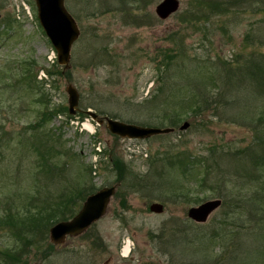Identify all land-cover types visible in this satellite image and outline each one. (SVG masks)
<instances>
[{"label": "rangeland", "instance_id": "obj_1", "mask_svg": "<svg viewBox=\"0 0 264 264\" xmlns=\"http://www.w3.org/2000/svg\"><path fill=\"white\" fill-rule=\"evenodd\" d=\"M160 1L126 0L124 7L122 0H64L80 34L63 71L34 0H0V30L7 19L10 24L0 37V210L21 201L34 211L80 184L116 185L106 154L97 153L94 164L96 140L143 175L141 188L113 195L82 234L45 251L47 230L7 264H264V0H205L219 2L222 10L189 26L183 19L193 0H179L166 19L154 13ZM103 48L112 60L101 54ZM31 59L39 70L54 60L55 74L40 79V71L35 79ZM67 83L80 95L74 117L58 115L43 127L62 134L55 160L66 165L45 174L30 151V123L48 101L68 108ZM170 88L190 91L186 95L199 90L214 97L213 105L196 117L183 114L172 132L145 139L116 137L86 113L172 127L164 116L165 107L174 105L166 101ZM184 121L189 126L180 130ZM178 152L192 160L184 171L168 165L167 157ZM216 198L221 204L206 221L187 216L189 207ZM152 203L162 211H151ZM126 238L131 251L123 258ZM12 248L15 238L1 228L0 264L2 251Z\"/></svg>", "mask_w": 264, "mask_h": 264}, {"label": "trees", "instance_id": "obj_2", "mask_svg": "<svg viewBox=\"0 0 264 264\" xmlns=\"http://www.w3.org/2000/svg\"><path fill=\"white\" fill-rule=\"evenodd\" d=\"M122 1H123V6L125 7L126 0H122ZM133 1L137 2L140 5H143L144 0H133ZM105 5H107L106 1H105ZM190 5H191L190 8L186 10L188 14L185 15L184 16L185 19H183L185 25L187 26L198 23L201 18L208 20L212 15H214V13H219V10H222V5L219 2H216L213 5L211 1L207 2L205 0H193L192 2H190ZM124 11L126 10L124 9ZM4 25H5L4 27L3 25H1L2 27L0 30V37L2 34V29L10 25L8 19L4 23ZM4 35H8V34L4 33L3 36ZM102 51H103L102 53L100 52L101 54L106 56L107 59L112 60V56L107 55L108 53L107 48H103ZM31 64H34L36 66V71L34 73V78L36 79V74L39 71L36 60L31 59ZM53 65L54 66L56 65L55 62H53V64L50 67H46V68L42 67L45 70V73L47 74V78L52 77L55 74L53 70ZM24 69L25 68H23V70ZM25 76L26 74H23L22 79H24ZM44 82L45 84L47 83L46 80ZM175 88H170L168 90V92H170L169 96L166 97V101H168V99L169 100L172 99L174 105L166 106L165 108L167 110L164 112V116L169 118L170 120L169 125L172 127L177 125V123L181 120L183 114H188V112H192V115L196 117V115H198V113L202 109L204 110L209 106H210L209 108H211L213 105L214 97L212 98V96L210 97L206 96V94L199 95L200 93L199 90L198 92H193L191 95L190 94L186 95L185 93L190 91H186L183 94H179L178 92L177 93L175 92L176 90H181V89H175ZM161 89L162 88L160 86L159 90ZM149 102L154 104L155 98H151ZM37 114L39 115V119H37L33 123H30L32 132H35L31 140L32 142L31 146L33 147V150L30 151L37 156L38 159L35 161L40 167L41 171L44 172L45 174L47 172L51 173L52 171H55L57 169L58 170L62 168L64 169V166L66 164L63 162V160L59 164L55 160V158L60 155V150L56 148L58 144V143L56 144V142L57 140H59L62 134L58 131L51 133L50 128H46L47 130H45L43 129V127L44 126L46 127V125L51 120H53L54 117L58 115H65L68 121L74 116L68 113L67 106H63L62 104H53L51 101L41 104V107L38 109ZM97 114L100 117H102L101 112H98ZM77 115H80L81 118L87 117L85 113H78ZM159 123L163 125L164 121H160ZM94 136H92V138ZM49 141H52L53 143L52 147L48 145ZM103 154L107 155V160L109 162L110 168L114 172V178L116 183L118 184L117 190L114 195L118 196L121 194V196L124 197L125 189L137 190L138 188H141L142 186L141 182H143V175L142 173L134 170L131 163L126 162L112 148L110 149L104 148ZM3 156L4 155L1 154L0 158ZM186 158H187L186 155H182L181 152H178L173 158L167 157L168 165L176 166L178 169L184 171L187 167V161H189L190 163L192 162L190 158L187 159ZM184 159H186V161H183ZM97 190L98 188L92 182H90L89 185L80 184L77 185L73 190H70L66 193H62L61 195L57 196L51 201L45 202V204L42 203L41 206L40 205L35 206L34 211H32L26 204L22 203L21 201L19 205L16 206L13 205L11 208H4L3 210H0V229L7 228L10 234L15 238V243L17 245V248L6 249L2 251L4 255V264H7V262L9 263L12 260L15 261L17 259L18 254L26 252L27 247L31 246L28 244H33L34 240L38 242L39 239H36V236L39 234H43L44 232L46 235L47 233L46 231L48 230V227L50 225H52L56 221L66 220L72 217L76 213L75 208L77 206L78 207L81 206V203L85 199V197ZM34 198L37 197L35 195H31L32 201L34 200ZM30 230H34L32 235L30 234ZM32 237L34 240L32 239ZM18 248L19 250L16 252ZM44 250L45 251L54 250V246L50 242H47ZM41 253L45 254L43 251ZM25 263H26L25 261L22 262V264Z\"/></svg>", "mask_w": 264, "mask_h": 264}, {"label": "water", "instance_id": "obj_3", "mask_svg": "<svg viewBox=\"0 0 264 264\" xmlns=\"http://www.w3.org/2000/svg\"><path fill=\"white\" fill-rule=\"evenodd\" d=\"M37 10L39 24L46 37L57 53V63L63 66V71L69 68L71 58V47L73 42L79 37L80 30L72 15L64 6V0H34ZM180 6L179 0H161L156 4L154 13L160 19H166L175 13ZM68 95V113L74 115L79 102V92L72 83H67L65 87ZM98 125L105 124L111 134L121 138L145 139L160 133H169L173 127L146 126L136 123L124 122L106 116H98L92 110H86ZM189 126L188 121H184L180 130ZM116 185L104 186L96 192L89 194L83 201L78 212L68 220H60L49 228V240L54 245L65 242L69 236H77L83 233L93 222L98 220L107 210L111 197L115 194ZM221 204V199H210L197 206L189 207L187 216L195 222H204L211 212ZM151 211H162V205L152 203L149 206ZM39 264V263H31ZM106 264H112L107 262Z\"/></svg>", "mask_w": 264, "mask_h": 264}, {"label": "built area", "instance_id": "obj_4", "mask_svg": "<svg viewBox=\"0 0 264 264\" xmlns=\"http://www.w3.org/2000/svg\"><path fill=\"white\" fill-rule=\"evenodd\" d=\"M95 148H96L97 151H100L101 150L100 143H98ZM94 158L96 159V156H94ZM129 247H130L129 239H125L123 241V244H122V247H121V250H120V254L122 256H126L129 253Z\"/></svg>", "mask_w": 264, "mask_h": 264}, {"label": "flooded vegetation", "instance_id": "obj_5", "mask_svg": "<svg viewBox=\"0 0 264 264\" xmlns=\"http://www.w3.org/2000/svg\"><path fill=\"white\" fill-rule=\"evenodd\" d=\"M84 201V200H83ZM83 201H82V203H83ZM81 203V204H82ZM80 208V207H79ZM80 235V234H79ZM78 236V235H77ZM69 237V236H68ZM71 237H74V236H71ZM52 244V243H51ZM53 245V244H52ZM54 246V248L56 247V246H58V245H53ZM101 247H105V245H102ZM107 262H109V263H111L109 260L108 261H106L105 262V264L107 263ZM32 263H34V262H32ZM27 264H31V263H27ZM113 264V263H112Z\"/></svg>", "mask_w": 264, "mask_h": 264}]
</instances>
